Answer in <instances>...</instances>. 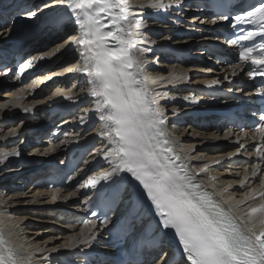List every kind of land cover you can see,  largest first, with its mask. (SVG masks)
Segmentation results:
<instances>
[{
	"label": "snow or ice",
	"instance_id": "6c2138e0",
	"mask_svg": "<svg viewBox=\"0 0 264 264\" xmlns=\"http://www.w3.org/2000/svg\"><path fill=\"white\" fill-rule=\"evenodd\" d=\"M184 2L170 0L165 4L163 0H152L147 6L158 10L172 7L182 10ZM207 6L217 9L210 21L213 25L220 21L230 22L233 29L239 28L240 24L256 25L254 30L239 28L238 34L229 39L228 44L240 45V63L234 65V69L250 65L253 68L247 73L250 78L264 77V0H257L250 10L242 7L241 0L225 4L209 0ZM52 8L62 10L51 18L54 27L59 29L72 23L78 30V34L61 47L75 46V51L82 58L76 71L87 77L88 94L95 100V111L99 113L98 119L103 126L100 135L111 144L104 150V158L112 168L111 174L106 172L98 178H89L84 187L94 188L101 180H111L113 175L117 177L113 183L118 185L121 173L130 174L142 188V193L134 190L128 193L129 226H133L132 220L142 219V201L146 198L154 208L156 230H174L186 264H264V229L259 233L252 228L247 233L243 232L178 163L179 156L166 138L164 126L168 117L156 108V100L142 79L143 69L135 57L137 49L131 31V21L135 18L129 17L125 0H60L51 4L41 0V5L35 10H27V18ZM136 23L143 25V18ZM0 28H6L10 35L11 29L7 28L6 22L0 23ZM255 38L259 41L256 42ZM241 41L252 43L246 46ZM33 66L32 60H25L19 64V73L24 74ZM0 67L7 68L3 64ZM12 70L8 68L9 73ZM236 75L233 70L232 76ZM224 79L229 80V77ZM212 83L218 84L219 81ZM257 94L264 97V91L259 88ZM29 111L32 109H25V112ZM259 111L258 122L254 124V130L260 137L255 155L264 160V109ZM240 147L245 146L241 144ZM20 154L16 151L7 155L19 157ZM259 171L257 165L252 176L255 177ZM248 179L246 175L244 181ZM99 195L103 199L107 194ZM92 216L95 217L96 213L93 212ZM145 227L150 228V225ZM95 228L93 222L88 231L91 233ZM91 242L92 237L83 241L85 244ZM167 261L165 254L161 264H167ZM0 264H17L14 253L4 245L2 237Z\"/></svg>",
	"mask_w": 264,
	"mask_h": 264
},
{
	"label": "bare ground",
	"instance_id": "6f19581e",
	"mask_svg": "<svg viewBox=\"0 0 264 264\" xmlns=\"http://www.w3.org/2000/svg\"><path fill=\"white\" fill-rule=\"evenodd\" d=\"M14 1V0H13ZM39 3L40 0H35ZM48 1V0H47ZM50 3H57L58 0H49ZM52 1V2H51ZM132 2H137V0H131ZM29 3V1H28ZM2 4L9 7L12 11L17 10L19 5H14V3L11 0H8L7 3L2 2ZM145 9V8H144ZM143 9V10H144ZM34 10V8H32ZM17 12H15L16 14ZM43 13V12H42ZM19 14H23V16L27 17V13L21 12ZM14 14H8L4 15L0 13V23L1 20L5 18H12V22L7 24V28L11 29V32L14 31L16 33V25L18 23L17 18L18 15ZM22 17V18H25ZM149 19H152V17H148ZM33 20V19H32ZM193 21L195 19H192ZM14 21V23H13ZM46 26L42 28V30L38 33H36L31 40L26 42L23 46V48L26 46L27 49L24 51H19L15 57L11 55H7L6 58L9 60V63L7 64V68L11 65L18 66L17 63L14 62L15 58H20V63H23L25 60H29L28 56L31 55V59L33 62L36 63V67H42L43 63L42 61H50L49 65L50 68L54 71H60L65 63L62 61H59L66 57L68 54L75 55L73 50H67L66 47H61L65 45V35L54 33L57 32V30L54 28V26H51L48 21L44 22ZM191 27V30L194 29L196 33H199V31H202L204 28L201 25L198 24H188ZM25 24L19 25V28L25 27ZM63 28L66 30L67 25H65ZM185 25V29H186ZM25 29L17 31H24ZM139 31L141 32V40L139 37L135 39V42L139 44L144 40L148 39V36L144 30V28H140ZM53 33V34H51ZM162 32H155V36L158 34H161ZM170 35V34H167ZM16 35H13L10 33L8 34L6 28H0V48H3L7 51H12L14 48L13 46L15 43H13V40L16 38ZM147 38V39H146ZM191 43H196V45H200L202 43H206L208 40L207 37L203 35H199L195 38H187ZM159 42H161V39H158ZM178 41L173 42L175 46H178ZM48 44V45H46ZM15 47V46H14ZM141 47V46H140ZM38 49V50H37ZM67 50V51H65ZM60 55L59 60H54ZM201 55V54H199ZM41 57H45L44 59H40ZM70 60H74L71 58ZM141 61H143V65L145 67L143 69V75L142 79L145 80V83H149V87L151 89H157V92L162 90V86L164 84L169 85L173 84L175 82L167 83L164 80H161L159 77H152L150 75H155V72H158L160 75L167 76V72H162L157 69V67L162 66L165 67L167 65H163V62L160 63H151V60L149 56L147 57H141ZM170 66V64H168ZM19 67V66H18ZM176 66H174L172 69H175ZM4 69V68H3ZM2 69V70H3ZM6 69V68H5ZM1 70V71H2ZM192 68H186L183 70H179L175 72V78L181 79L183 77H187L188 75L192 74L190 71H193ZM33 71V75H32ZM32 71H28V77H31V80L27 83V89L24 92L25 95H32L29 91H35L38 88L41 87L42 81L48 76L47 74L42 77V81L39 80L40 75H37L35 72V68L32 67ZM147 71V73L145 72ZM154 71L150 74V72ZM195 71L204 72V69H197ZM194 72V71H193ZM212 73V71H209ZM13 74L12 72L10 73ZM71 73H66V71L63 73L64 77H69ZM149 76V78H148ZM9 78L13 77H7L2 78L0 82V87L9 80ZM194 78H196L195 81L201 82V79H216L218 78L220 82H223L224 79L222 74L215 70L214 74H205V73H197L194 75ZM22 80H25L27 78L21 76V78H17L18 81L21 82ZM161 82V83H160ZM79 84L84 83V75L76 70L73 72V77L69 79L66 82H62L59 86V88H63L64 92L59 96L61 99L60 102L65 103L69 97L73 100L75 99L79 103H83L82 107L80 108L79 112L81 114L86 115L85 121H88L89 119H93L97 117L98 113L94 111L91 114V111L93 110V105L90 102H87L88 100L93 101L92 97L88 94V90L84 87L81 89L78 86ZM159 84V85H158ZM158 85L156 88L155 86ZM67 87V88H66ZM24 88V87H23ZM166 99H169V101L172 100L170 95L168 93H164ZM12 96H15L14 91H5L0 92V104L5 103V101L8 98H11ZM44 100V101H43ZM47 98L39 99L36 98L32 100V103L30 105H27L25 109H32V111L27 112V114L30 117H34L32 120H24L22 122L25 123L24 127L22 128L21 134L24 138L27 137H37L40 139V141L43 143L45 141L46 136L42 135L43 133H47L50 131L49 129V123L55 118L52 119V117L48 116V111H53L50 109V105L52 104L51 101L49 103H46L45 107H42L40 103L43 101L45 102ZM177 102V101H176ZM177 103L174 102L173 109L171 111L166 112V117H168L169 125L167 126V129L165 130L167 137L170 141H174L177 144L183 145L181 148V151L185 154L189 151L192 155L193 153L200 156V158H206V162H212L215 158H217L219 155L212 154L207 152V149L203 147V145L208 144V142H211V133L203 132L202 130H196L195 126L192 123V119L189 116L181 115L184 113L185 109L181 107V105H176ZM172 105V106H173ZM94 106H96L94 102ZM14 108L13 105L9 106V109ZM47 108V109H45ZM95 110V109H94ZM35 115H32V112H35ZM161 111H164V109H161ZM160 111V112H161ZM2 113V107L0 106V114ZM163 113V112H161ZM175 113L173 116L172 114ZM22 112L19 109L11 110L7 114H3L1 117L4 119H10L11 117L13 120L18 119L21 117ZM52 119V120H51ZM70 122L75 123V125H69L62 120L60 124L57 126V130L60 129H67L72 130L76 129L77 134L80 133L79 130H81L83 127L82 120H80V123L77 122V120H72L73 118H69ZM59 123V122H58ZM9 124L6 122L3 123L4 127H7ZM81 126V127H80ZM174 128V129H173ZM52 131V130H51ZM98 133H94L92 136H96ZM86 138V137H85ZM90 137L89 139H91ZM12 143H8L5 145L0 146L2 150L6 152V156L9 153H14L15 148H8L12 146ZM36 146L32 145L30 142H27L24 144L23 153L20 154L19 157L27 163V165H23L21 168H16L20 165L17 164H8V168L0 169V184H10V189L6 190L4 193H0V199L6 200L7 207L12 208L15 215L13 216V224H8L7 219H0V222L2 223V231L5 234V237L7 239L8 243H12L14 247L17 250L18 260L21 264H47V260L53 257L56 260V257L59 256V253L66 250L67 247L76 245L77 243L74 241L73 243L70 242H63L60 243V236L62 233H65L66 230L63 229L64 225L57 222L54 215H62L67 213V209L69 208L68 205L63 204L59 201L64 200L68 201V196L66 193L60 194L56 199L54 196L49 192L45 191V193H49L52 196V199H42V193L43 191H33L31 184L33 183V178L39 175H45L44 172L46 171V167L41 164V160H36V158H32L30 154L31 151L35 150ZM195 148V151H192V149ZM49 148L46 146H40L39 151H36L35 155L45 153L47 152ZM3 152V151H1ZM12 159H17L16 156H8ZM27 158V159H25ZM33 160H35L33 162ZM46 161L44 160L43 163ZM211 172V170H210ZM224 172V171H222ZM19 173V174H17ZM225 173V172H224ZM216 174V173H215ZM221 174V172L217 173ZM76 175L67 176V181L72 182L74 180ZM217 177H214V183H221L219 186V191H227L226 199H230V202L233 205H236L239 207L240 211H242L243 219L246 221L247 225H251L253 227H256L259 225L260 222L264 221V204L261 202H255L251 204L245 203V199L249 195L250 191L243 192L242 194L234 191V186L237 184H240L242 181L241 177L237 178L234 182L232 180L233 177L229 176H220L219 180H216ZM21 180V181H20ZM233 190V191H232ZM234 196V197H233ZM40 199L37 202V199ZM59 202V203H58ZM72 207V205H70ZM256 209L255 212L252 210ZM52 217H51V215ZM259 220V221H258ZM23 221V223H21ZM20 235L24 238L22 239ZM20 238V239H19ZM55 256V257H54Z\"/></svg>",
	"mask_w": 264,
	"mask_h": 264
}]
</instances>
